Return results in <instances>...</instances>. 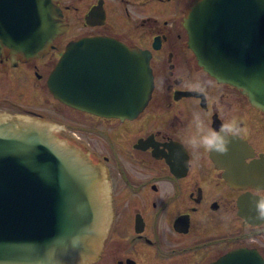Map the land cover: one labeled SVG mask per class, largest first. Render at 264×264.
I'll return each instance as SVG.
<instances>
[{"label":"flooded vegetation","instance_id":"af4514ba","mask_svg":"<svg viewBox=\"0 0 264 264\" xmlns=\"http://www.w3.org/2000/svg\"><path fill=\"white\" fill-rule=\"evenodd\" d=\"M195 1L55 0L69 26L47 52L33 57L16 47L32 39V0H0V112L45 118L34 110V83L42 86L43 74L49 70V78L72 40L110 36L151 53L152 95L134 118L92 114L50 92L55 105L88 116L75 129L62 123V134L106 168L114 219L95 264H215L238 249L256 252L264 264V221L252 224L242 216L257 213L250 198L264 197V186L231 185L212 152L189 143L234 120L230 136L251 148L244 162L257 168L254 183L264 185V109L198 63L183 23ZM171 3L176 11L161 10ZM12 22L15 27L8 29ZM76 26L89 31L74 32ZM197 87L206 94L193 91Z\"/></svg>","mask_w":264,"mask_h":264},{"label":"water","instance_id":"95a60500","mask_svg":"<svg viewBox=\"0 0 264 264\" xmlns=\"http://www.w3.org/2000/svg\"><path fill=\"white\" fill-rule=\"evenodd\" d=\"M54 1L32 0V39L18 41L17 48L43 55L67 30ZM183 23L204 70L264 109V0H196ZM150 57L149 50L110 36L75 39L49 75L48 88L76 109L134 118L152 95ZM63 130L42 117L0 112V264H95L102 256L114 219L106 168ZM228 139L227 152L211 153L225 178L231 185L264 186L254 183L257 168L244 162L251 148L240 137ZM260 198L251 197V204ZM242 216L252 224L264 221L257 213ZM262 262L256 252L238 249L215 264Z\"/></svg>","mask_w":264,"mask_h":264},{"label":"rangeland","instance_id":"374dc122","mask_svg":"<svg viewBox=\"0 0 264 264\" xmlns=\"http://www.w3.org/2000/svg\"><path fill=\"white\" fill-rule=\"evenodd\" d=\"M161 10H168L170 12L177 10V4L171 3L167 4L165 6H161ZM127 25V22L125 23ZM74 32L77 33H87L89 31L88 28H83L82 26H76ZM49 71V70H48ZM46 72L43 74V80L39 81L38 83L42 85L41 87L34 83V89H33V106L34 110H38L39 112L44 113L46 115L45 119L53 122L55 124H67L72 129H75L74 126H77L81 122H86L88 119V116H85L84 114H81L79 112H75L71 109L65 108L63 105L57 103V105L54 104V101L51 100V93L47 87V78L49 72ZM47 75V76H46ZM35 80V78H34ZM55 106H58L61 112L54 111L56 108ZM79 134H83L85 132H77ZM87 136V134H84ZM75 139V138H73Z\"/></svg>","mask_w":264,"mask_h":264},{"label":"clouds","instance_id":"9594fccd","mask_svg":"<svg viewBox=\"0 0 264 264\" xmlns=\"http://www.w3.org/2000/svg\"><path fill=\"white\" fill-rule=\"evenodd\" d=\"M207 82V86H208ZM200 94H206L205 87H197L193 89ZM235 121H231L226 124H222L219 130L212 129L209 134L203 135L197 141L192 139L189 141L193 149L206 148L209 152L225 153L227 152V145L229 143V136L235 131ZM223 133V134H222ZM256 210L258 218H264V197L256 200Z\"/></svg>","mask_w":264,"mask_h":264}]
</instances>
